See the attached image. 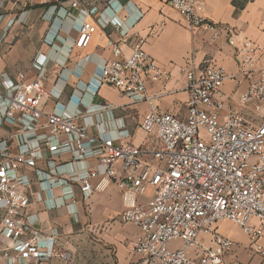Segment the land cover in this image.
<instances>
[{"label": "built area", "instance_id": "obj_1", "mask_svg": "<svg viewBox=\"0 0 264 264\" xmlns=\"http://www.w3.org/2000/svg\"><path fill=\"white\" fill-rule=\"evenodd\" d=\"M80 7L83 0H68ZM193 27L217 34L222 28L205 15L204 0H166ZM132 12L120 13L116 30L123 31ZM72 30L71 25L65 28ZM97 26L84 20L78 27L74 47L89 46ZM123 40L111 44L112 57L90 54L81 57L98 67L96 83L86 88L98 92L104 84L122 93L146 94L147 80L168 78L135 41L125 54ZM260 46L246 39L236 46L240 73L249 85L240 95L243 112L226 108L227 96L220 90L228 77L225 68L213 63L183 68L187 78L188 115L182 119L153 108L140 127L150 135L145 144L99 140L100 172L92 168L80 178L83 191L115 185L121 194L120 218L140 228L131 241L138 256L135 264H242L228 256L236 242L223 235L219 223L230 221L246 234L249 248L264 258V63ZM49 94L41 78L28 80L21 73L7 104L6 115L18 120L44 118L32 130L44 128V140L12 151L10 137H0V253L15 251L23 259L42 258L41 230L29 211L31 192L20 180L22 167L36 165L43 149H60L66 137L78 160L91 152L94 137L79 122L45 110ZM141 100V99H140ZM98 182L95 183L94 180ZM179 240L180 244H171Z\"/></svg>", "mask_w": 264, "mask_h": 264}, {"label": "crops", "instance_id": "obj_2", "mask_svg": "<svg viewBox=\"0 0 264 264\" xmlns=\"http://www.w3.org/2000/svg\"><path fill=\"white\" fill-rule=\"evenodd\" d=\"M205 15L222 29L193 27L166 0H83L73 7L68 0H0V137H10L12 151L45 139L44 118L32 120L6 115L19 74L28 80L41 78L49 94L45 110L79 116V122L94 137L86 159L75 157L66 137L60 149H43L36 165L22 167L20 180L31 192L29 211L41 230L42 258L23 259L15 251L0 253V264H135L138 256L131 241L140 228L120 218L121 194L109 184L103 189L83 191L79 180L90 169L102 171L100 142L145 144L150 135L140 124L153 109L182 119L188 115L187 78L183 68L213 63L226 69L220 86L227 96L226 108L245 111L240 95L249 80L240 73L236 46L249 39L262 48L258 63H264V0H204ZM132 12L123 29L116 30L120 13ZM97 26L89 46L74 47L82 21ZM72 26L66 33L65 27ZM123 40L125 54L135 41L170 73L168 78L147 80L143 98L138 92L122 93L104 84L98 92L86 88L96 83L98 67L81 57L99 54L112 57L111 44ZM141 99V100H140ZM98 182L97 179L94 180ZM220 232L236 242L228 256L242 264H264V258L249 248L243 230L230 221L219 223ZM180 244L175 240L173 247Z\"/></svg>", "mask_w": 264, "mask_h": 264}, {"label": "rangeland", "instance_id": "obj_3", "mask_svg": "<svg viewBox=\"0 0 264 264\" xmlns=\"http://www.w3.org/2000/svg\"><path fill=\"white\" fill-rule=\"evenodd\" d=\"M260 50H261V54H260V57H261V55L263 54L262 53V48L260 47ZM231 223H233V222H231ZM234 224V223H233ZM2 245H3V243H1V241H0V248L2 247Z\"/></svg>", "mask_w": 264, "mask_h": 264}]
</instances>
